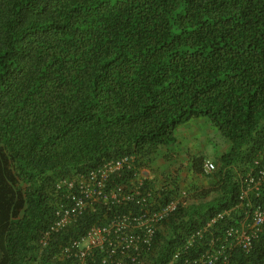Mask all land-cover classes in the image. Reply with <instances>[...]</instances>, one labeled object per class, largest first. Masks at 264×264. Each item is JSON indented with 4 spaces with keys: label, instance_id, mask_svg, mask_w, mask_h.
Listing matches in <instances>:
<instances>
[{
    "label": "trees",
    "instance_id": "1",
    "mask_svg": "<svg viewBox=\"0 0 264 264\" xmlns=\"http://www.w3.org/2000/svg\"><path fill=\"white\" fill-rule=\"evenodd\" d=\"M200 118L230 144L212 174L190 162L218 191L178 206L146 264H178L169 263L175 248L234 201L236 171L264 161V0H0V264H73L64 247L140 207L101 196L51 231L73 205L64 182L136 155L106 185L128 190L137 168ZM171 175L143 186L168 201L187 188ZM104 253L95 249L89 264Z\"/></svg>",
    "mask_w": 264,
    "mask_h": 264
},
{
    "label": "built area",
    "instance_id": "2",
    "mask_svg": "<svg viewBox=\"0 0 264 264\" xmlns=\"http://www.w3.org/2000/svg\"><path fill=\"white\" fill-rule=\"evenodd\" d=\"M137 157L125 155L106 161L98 169L64 182L73 205L57 212L59 217L51 225V231L67 227L72 218L83 214L94 202L101 200V196L105 201L109 197L114 204L133 202L140 207L114 217L107 224L93 225L85 236L64 247V255L75 257L73 264H89L97 248L105 251L100 264H146L156 231L181 203H186L185 199L199 192L179 188L168 201H160L155 197L157 189L143 186L146 176L142 167L135 172L136 184L132 188L125 190L120 185L106 189L108 178L124 168L134 169ZM216 169L214 161L203 160L205 175ZM235 181L236 196L230 206L218 210L192 231L180 247L175 248L169 263L177 260L178 264H264V251L260 254L257 248L264 234V200L260 199L264 161L255 159L247 164L243 172L236 173ZM228 217L233 220L231 224L220 222ZM181 250L188 251L181 254Z\"/></svg>",
    "mask_w": 264,
    "mask_h": 264
},
{
    "label": "rangeland",
    "instance_id": "3",
    "mask_svg": "<svg viewBox=\"0 0 264 264\" xmlns=\"http://www.w3.org/2000/svg\"><path fill=\"white\" fill-rule=\"evenodd\" d=\"M177 142L170 146L160 147L158 155L154 158L152 164L160 161L162 165H169L167 171L161 170L160 167L149 166V163L143 165V169L150 170L154 173L172 174L178 176V180L182 183L185 190H195L193 187L202 188L204 190L201 195L199 193L190 195L186 202H200L202 200H210L217 193V183L213 176L208 178L194 175L190 169L192 159H210L218 166L219 158L228 151L229 142L216 130V128L207 120L200 118L188 122L177 129ZM143 158H148L144 156ZM187 164V165H186ZM202 198V199H201Z\"/></svg>",
    "mask_w": 264,
    "mask_h": 264
},
{
    "label": "crops",
    "instance_id": "4",
    "mask_svg": "<svg viewBox=\"0 0 264 264\" xmlns=\"http://www.w3.org/2000/svg\"><path fill=\"white\" fill-rule=\"evenodd\" d=\"M203 119H205V118H203ZM196 120H198V119H196ZM192 121H194V120H192ZM190 122H191V121H190ZM171 162H173V161L170 160L169 165H170ZM169 165L167 164V165L164 166V165H162V163H161L160 161H157L156 163L152 164V167H154V166H155L156 168L160 167L161 170H165V171H167L168 169H170ZM186 165H187V164H186ZM190 165H191V163H190ZM152 173L154 174V172H152ZM146 175H149L150 177H152L151 174L148 173V172L145 173V176H146Z\"/></svg>",
    "mask_w": 264,
    "mask_h": 264
},
{
    "label": "clouds",
    "instance_id": "5",
    "mask_svg": "<svg viewBox=\"0 0 264 264\" xmlns=\"http://www.w3.org/2000/svg\"><path fill=\"white\" fill-rule=\"evenodd\" d=\"M190 122V121H189ZM188 123V122H187ZM186 124V123H185ZM184 125V124H183ZM182 126V125H181ZM204 160V159H203ZM203 163V162H202ZM217 165V164H216ZM144 167L142 166V171H144L143 173H144V175H145V173L146 172H148V173H150L151 174V176L153 175V173L150 171V170H146V169H143ZM217 168H218V166H217ZM201 169H202V167H201ZM235 171H236V169H235ZM203 172V171H202ZM238 171H236V173H237ZM205 175V174H204ZM147 176H149V175H146V177ZM171 176H175V175H171ZM150 177V176H149ZM173 178H175V177H173ZM178 178V176H176V179ZM199 191V190H198ZM199 193V192H198Z\"/></svg>",
    "mask_w": 264,
    "mask_h": 264
}]
</instances>
